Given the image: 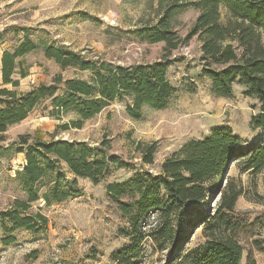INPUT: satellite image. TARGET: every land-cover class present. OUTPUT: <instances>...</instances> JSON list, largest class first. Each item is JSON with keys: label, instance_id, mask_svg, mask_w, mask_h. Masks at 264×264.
<instances>
[{"label": "trees", "instance_id": "16d2710c", "mask_svg": "<svg viewBox=\"0 0 264 264\" xmlns=\"http://www.w3.org/2000/svg\"><path fill=\"white\" fill-rule=\"evenodd\" d=\"M158 3L161 14L157 23L136 33L152 44L164 42L169 55L197 37L201 43V76L211 81L213 95L232 98L234 84L238 82L245 87L247 97L258 101V112L253 115L251 125L260 137L245 147L231 127L220 125L204 139L189 141L162 164L159 174L138 172L128 181L107 186L110 198L120 203L125 215H131L130 244L119 250L117 256L121 264H139L144 243L150 239L158 250L168 252L161 264H241L242 234L249 226L234 213L244 188L234 179L227 178L223 186L221 182L236 161L241 174L264 172V41L260 33L264 29V0H159ZM222 6L227 9L226 25L221 22ZM189 8L198 10L199 15L182 38L175 31L173 18ZM38 47L26 37L13 51L2 53L0 136L28 119L36 107L48 100L52 106L50 116L59 118L74 112L79 120L72 126L80 129L84 121L117 100L131 98L127 112L139 119L144 107L165 109L176 92L167 78L171 67L169 56L152 64L119 66L88 59L66 46L53 45L44 48L46 59L55 61L62 71L72 68L90 72L91 79L64 80L58 75L51 84L19 91L17 74L21 78L27 76L21 69V58ZM15 147H20L18 153L25 156L18 180L26 197L14 200L0 214L4 247L16 242L13 234L21 229L36 234L47 227L42 213H31L32 204L41 198L44 180L53 178L46 204H59L84 194L78 179H89L97 186L112 173L129 166L110 152L106 142L90 146L82 141L36 139L31 143L29 136L22 135L9 147L0 146V159ZM157 149L155 143L143 148L142 160L153 164ZM67 173L73 178L67 177ZM217 191L221 196L219 206L212 210L210 198ZM129 197L131 201L123 202V198ZM151 214L156 217L153 225L149 224ZM196 229H201L203 241L184 251Z\"/></svg>", "mask_w": 264, "mask_h": 264}, {"label": "rangeland", "instance_id": "374dc122", "mask_svg": "<svg viewBox=\"0 0 264 264\" xmlns=\"http://www.w3.org/2000/svg\"><path fill=\"white\" fill-rule=\"evenodd\" d=\"M159 0H0V67L4 51H13L24 38L32 39L39 47L21 58V69L26 77L20 80L19 91L26 92L39 84H51L58 75L63 79L90 80L92 74L77 69L60 67L46 59L47 45L69 47L88 59H100L119 66L152 64L169 56L171 67L167 78L176 88L165 109H142L139 119L128 114L132 99L117 100L94 118L86 120L80 129L72 126L79 120L74 112L57 118L50 116L51 100L36 107L29 118L10 127L0 139V146L9 147L22 135L30 142L38 139L49 142L63 139L85 142L96 146L106 142L110 152L129 163L105 181L94 185L89 179H78L84 194L62 203L47 205L45 197L53 178L44 180L41 198L32 204L31 213H42L47 227L38 233L21 229L13 234L16 242L4 247L5 232L0 225V264H121L117 252L130 244L131 215H125L120 203L112 200L107 186L128 181L138 172L157 175L162 164L192 140H202L217 126L231 127L245 147L255 143L259 131L251 125L258 112V101L245 95V87L234 84L232 98L216 97L211 81L201 76L200 41L192 38L169 55L164 42L152 44L136 31L154 26L161 14ZM221 22L228 23L227 9L222 6ZM199 11L186 9L173 18L175 31L185 38L196 21ZM264 41V29L260 30ZM0 70V88H2ZM8 89H13L7 86ZM68 126L67 128H65ZM157 144L153 164H147L143 148ZM20 147L0 159V214L16 199H24L18 174L24 163ZM2 150H0L1 154ZM66 171L67 167L62 166ZM68 172V171H67ZM228 180L244 188L237 201L235 217L247 222L242 234L244 250L241 264H264V172L244 173L238 161L232 165ZM67 177L73 175L67 173ZM220 191L211 198L212 210L220 202ZM129 202L131 197L123 198ZM156 217L151 214L149 224ZM201 229H196L184 251L203 241ZM139 264H161L167 258L166 249L158 250L148 239L143 246Z\"/></svg>", "mask_w": 264, "mask_h": 264}, {"label": "water", "instance_id": "95a60500", "mask_svg": "<svg viewBox=\"0 0 264 264\" xmlns=\"http://www.w3.org/2000/svg\"><path fill=\"white\" fill-rule=\"evenodd\" d=\"M231 168H232V165H230L229 168L226 170V172H225V174H224V176L222 178V182H221L222 186L225 185V183L227 181V178H228V176L230 174L229 171H230Z\"/></svg>", "mask_w": 264, "mask_h": 264}]
</instances>
